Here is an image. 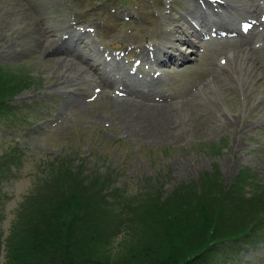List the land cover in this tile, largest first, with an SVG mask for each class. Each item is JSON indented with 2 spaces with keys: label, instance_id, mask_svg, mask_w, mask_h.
Instances as JSON below:
<instances>
[{
  "label": "rangeland",
  "instance_id": "rangeland-1",
  "mask_svg": "<svg viewBox=\"0 0 264 264\" xmlns=\"http://www.w3.org/2000/svg\"><path fill=\"white\" fill-rule=\"evenodd\" d=\"M245 2L0 0V98L21 109L0 122V264L19 203L50 164L134 200L183 188L197 197L200 178L264 194V12ZM198 4L217 15L197 24L189 48L175 24L189 27ZM244 20L253 25L241 31ZM114 238L124 255L129 234ZM238 248L230 264H264V242Z\"/></svg>",
  "mask_w": 264,
  "mask_h": 264
},
{
  "label": "trees",
  "instance_id": "trees-1",
  "mask_svg": "<svg viewBox=\"0 0 264 264\" xmlns=\"http://www.w3.org/2000/svg\"><path fill=\"white\" fill-rule=\"evenodd\" d=\"M19 109L0 98V122ZM50 165L16 209L3 264H230L242 242H264L261 192L247 197L234 184L200 178L207 188L198 198L181 188L134 200L99 175H65ZM119 233L130 237L124 255L111 248Z\"/></svg>",
  "mask_w": 264,
  "mask_h": 264
},
{
  "label": "bare ground",
  "instance_id": "bare-ground-1",
  "mask_svg": "<svg viewBox=\"0 0 264 264\" xmlns=\"http://www.w3.org/2000/svg\"><path fill=\"white\" fill-rule=\"evenodd\" d=\"M240 1H244V0H240ZM247 5H249V8L248 7H244V10L245 11H247L246 13H250V12H253V11H255V10H260V11H263L264 12V3H259L260 5L258 6V4H256L254 7H253V3L252 2H250V1H248V0H246V2H245ZM237 5H240V4H237ZM197 6H200L199 4L197 5ZM197 6H192L190 9H187L188 11H187V13H188V17H189V19L188 20H190L189 21V27H184V25H182V23H180V24H175L180 30H179V35H174L175 36V40L176 41H178L179 43L181 42V43H183V44H187V45H189L190 46V40H188L189 39V36H191V32H195L196 31V29H197V24L198 25H202L200 22H202V21H207L206 19L207 18H211V17H209V16H212V15H217L216 14V12L212 9L213 8V6H212V4L211 5H205L203 8H202V6H200L201 7V9H198L199 7H197ZM216 6V5H215ZM234 10L236 11V12H238V14H240V15H242V14H244L245 12H243L242 11V9L243 8H236L235 7V5H234ZM205 9V10H204ZM232 15V14H231ZM239 15V16H240ZM224 17H226L225 16V14H223V15H221V18L220 19H223ZM193 18V19H192ZM198 20V21H197ZM200 20V21H199ZM23 21V19H17V23L19 24V23H21ZM206 23V22H205ZM243 23V22H242ZM241 23V24H242ZM258 25V24H257ZM167 26H169V28L167 29V32L169 33V31H172V29H173V24L171 23V22H169L168 23V25ZM195 30V31H194ZM67 40L65 39V38H63V37H60L59 38V40H57V41H51L50 42V44H48L45 48L46 49H50V48H52V49H56V48H58V47H55V45L56 46H60L62 43H65ZM159 45H160V42L158 43ZM246 44L247 43H243V44H241V46H242V50L241 51H239L241 54L242 53H246L244 50H245V48L247 47L246 46ZM191 50L192 49H190V50H188V51H190L191 52ZM190 52L189 53H187V52H184V57H187V55H190ZM246 57V56H245ZM241 58H242V56L240 57V60H241ZM97 59V58H96ZM98 60V59H97ZM120 61V60H119ZM242 89H244V86L242 85ZM123 100V99H122ZM126 100V99H125ZM129 101V100H128ZM127 101V102H128ZM124 102V101H123ZM136 102H129L128 104L130 105V107H134V108H136L137 106H135L134 104H135ZM127 104V103H126ZM138 105V104H137ZM154 107H156L155 105H153ZM149 107V106H148Z\"/></svg>",
  "mask_w": 264,
  "mask_h": 264
}]
</instances>
